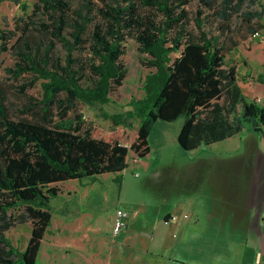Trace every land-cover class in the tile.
Returning a JSON list of instances; mask_svg holds the SVG:
<instances>
[{"label":"trees","instance_id":"16d2710c","mask_svg":"<svg viewBox=\"0 0 264 264\" xmlns=\"http://www.w3.org/2000/svg\"><path fill=\"white\" fill-rule=\"evenodd\" d=\"M191 1L200 6L195 12L188 9ZM15 2L24 14L13 30H0V52L10 51L15 60L4 69L7 78L29 80L18 87L0 80V264H37L52 220L50 202L59 193L53 185L105 174L120 178L129 153L148 155L157 120L183 118L177 142L184 151L223 141L245 126L262 131L264 106L245 99L235 66L226 64L248 33L264 30L259 0H34L29 13ZM128 39L154 71L143 81L144 96L131 98L126 112L103 113L111 131L102 135L82 113L70 112L80 103L110 102L127 73L120 57ZM38 83L41 97H29L13 117L9 92L25 94ZM136 123V140L122 144L121 128ZM27 223L30 236L20 250L6 233Z\"/></svg>","mask_w":264,"mask_h":264},{"label":"crops","instance_id":"0c3cea01","mask_svg":"<svg viewBox=\"0 0 264 264\" xmlns=\"http://www.w3.org/2000/svg\"><path fill=\"white\" fill-rule=\"evenodd\" d=\"M248 39L228 53L226 61L235 66L245 99L264 106V45L243 46ZM137 130L134 125L133 137L124 145L136 140ZM217 144L226 147L222 152L208 149ZM192 151L196 156L182 163L175 159L156 165L142 161L164 185L151 207L135 202L128 208L121 198L122 174L127 168L120 178L105 174L77 181L81 190L87 189L81 196L87 193V203L94 205L95 199L96 203L103 199L96 184L101 177L108 178L118 185V205L107 216L82 219L74 235L67 236L75 238L71 245L63 240L66 225L84 217L85 210H71L63 204L66 207L59 211L67 217L66 223L57 227V238L48 239L51 224L47 228L38 253L41 263L48 264L58 254L62 255L59 264H264V126L259 133L245 126L230 138ZM117 209L129 216L126 228L113 236ZM69 253L74 256L67 260Z\"/></svg>","mask_w":264,"mask_h":264},{"label":"rangeland","instance_id":"374dc122","mask_svg":"<svg viewBox=\"0 0 264 264\" xmlns=\"http://www.w3.org/2000/svg\"><path fill=\"white\" fill-rule=\"evenodd\" d=\"M259 2L264 3L263 0H259ZM20 3H25L29 7V13L32 9L34 0H20ZM199 7L200 6L196 1H191L188 5V9L192 12H195ZM23 14V10L15 2V0H2L0 2V30H13L17 19ZM258 24L259 23L255 24L253 27L258 29ZM242 32V34H247V29L244 27ZM248 35L250 39L244 42L243 46L260 48L264 45V30L259 31L258 38H252L250 33H248ZM12 42L8 45V47L12 44ZM240 43H242V41H240ZM123 45L124 54L120 57V62L126 68L127 73L122 85L111 92L110 102L105 105L92 106L80 103L77 104L74 112H70L71 116H74L76 113H82L84 121L91 124L94 127V130L102 135L108 134L111 131L109 121L103 117V113L111 115L126 112L129 109L128 103L131 98L140 99L144 96V92L142 90L143 81L147 74L154 71V69L148 68L142 63V61L146 60L148 56L138 52V44L135 41L128 39ZM58 51L61 55H63L60 48H58ZM14 61V57L10 51L0 52V80L5 83H12L14 86L18 87L24 81L29 80V77L21 78L19 81L7 78L4 69L12 66ZM226 64L230 66V60H227ZM29 97H41V88L39 83L34 88L27 90L25 94L18 93L16 89L9 92L7 106L13 117L20 116V111L23 110ZM182 121L183 118H179L173 122L157 120L148 137V155L144 158H139L134 153H129L128 167L122 174L123 187L121 192V198L129 204L128 208H131V204H134L135 202L145 203L150 207L152 204H156L154 195L157 193L159 194L162 186H164L158 179V174L154 175L153 168L150 167L145 169L142 161L156 165L158 163H165L175 159L177 162L182 163L183 161L196 156V152L183 151L178 145L177 130L178 127L181 126ZM137 125L138 123L135 124L136 128ZM121 130L123 131V139L121 143L124 144L125 141L126 144H129L134 134V127L127 130L121 128ZM235 141L236 140H233L230 144H228L230 148ZM225 147L226 146H224V144H217L213 146V148L208 149L222 152ZM205 149L207 148L205 147ZM53 186L59 189V193L58 196L50 202L53 219L51 226L46 232V237L48 239L53 238V236H56L57 238V227L63 222L66 223L67 217L63 215L62 211H59V209H63L66 205L71 210L78 207H82L83 210H85L82 211L84 212V217H79L75 220V222H71L69 226L66 225V237H64L63 240L65 242L69 241L71 245L75 244V238L67 236L69 234L74 235L73 229L77 228V225L79 226L80 224H83L82 219L91 221L95 217L101 218L102 216H107L108 214L114 212L116 206L118 205V185L112 183L105 177H101L100 181L96 184L98 189L102 190L101 193H103V199L98 198L99 200H97L96 203L95 198L97 197L93 195L94 193L91 194L93 195V199H95L94 205H92V203H87L89 201L87 193L85 196H81L82 191L85 192L87 189L81 190L78 182L75 180L72 182L67 181L56 183ZM76 193H79V195L75 196ZM30 231L31 225L30 223H27L16 226L6 234L16 247L22 249L29 239ZM59 236L60 235H58V237ZM66 255L68 260L69 257L74 256V253ZM39 257L40 260H38L37 264H42L41 254L38 258ZM53 257L54 258H50L49 263H47L59 264V260L62 259V255L55 254Z\"/></svg>","mask_w":264,"mask_h":264},{"label":"built area","instance_id":"2783aa9c","mask_svg":"<svg viewBox=\"0 0 264 264\" xmlns=\"http://www.w3.org/2000/svg\"><path fill=\"white\" fill-rule=\"evenodd\" d=\"M259 33H255L252 38H258ZM129 213L122 210L117 209L115 212V217L113 220L112 225V235L117 236L120 234V232L126 228L127 225V219H128Z\"/></svg>","mask_w":264,"mask_h":264}]
</instances>
